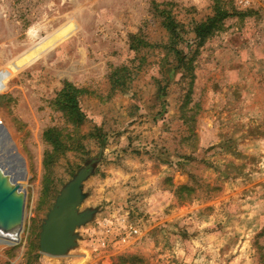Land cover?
Returning a JSON list of instances; mask_svg holds the SVG:
<instances>
[{
  "label": "rangeland",
  "instance_id": "obj_1",
  "mask_svg": "<svg viewBox=\"0 0 264 264\" xmlns=\"http://www.w3.org/2000/svg\"><path fill=\"white\" fill-rule=\"evenodd\" d=\"M0 163L25 195L0 264H264V0H0ZM82 172L88 218L50 258Z\"/></svg>",
  "mask_w": 264,
  "mask_h": 264
},
{
  "label": "water",
  "instance_id": "obj_2",
  "mask_svg": "<svg viewBox=\"0 0 264 264\" xmlns=\"http://www.w3.org/2000/svg\"><path fill=\"white\" fill-rule=\"evenodd\" d=\"M10 175L0 163V235L5 237L16 235L24 218L25 195L17 179ZM85 176L82 172L67 185L42 227L41 252L50 258L66 255L74 244L76 227L88 218L87 214L78 211Z\"/></svg>",
  "mask_w": 264,
  "mask_h": 264
},
{
  "label": "trees",
  "instance_id": "obj_3",
  "mask_svg": "<svg viewBox=\"0 0 264 264\" xmlns=\"http://www.w3.org/2000/svg\"><path fill=\"white\" fill-rule=\"evenodd\" d=\"M227 17H228V13L218 11L213 18H208L206 22L196 27V31H195L196 35L198 36L199 39H201L203 36H205V34L209 33L215 27L216 23L221 22ZM164 26L171 33V36H174V34H176L177 25L175 21L167 19ZM79 93H80L79 89L74 87L72 84L67 83L65 84L64 89L62 90L61 99L58 101L61 102L62 107L64 109H68V110L70 109L71 111L76 113L77 118L79 119V121L82 122L84 120L82 119L83 115L81 114V110L79 108V101H78ZM48 139L50 140L49 137ZM54 140L52 141L57 144V139Z\"/></svg>",
  "mask_w": 264,
  "mask_h": 264
},
{
  "label": "bare ground",
  "instance_id": "obj_4",
  "mask_svg": "<svg viewBox=\"0 0 264 264\" xmlns=\"http://www.w3.org/2000/svg\"><path fill=\"white\" fill-rule=\"evenodd\" d=\"M11 176V175H10ZM12 177V176H11ZM1 236V235H0ZM11 236H15V235H11ZM2 237H5V236H2Z\"/></svg>",
  "mask_w": 264,
  "mask_h": 264
}]
</instances>
